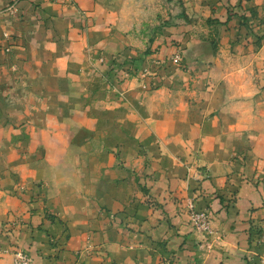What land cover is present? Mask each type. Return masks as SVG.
I'll return each instance as SVG.
<instances>
[{"label":"crops","instance_id":"0c3cea01","mask_svg":"<svg viewBox=\"0 0 264 264\" xmlns=\"http://www.w3.org/2000/svg\"><path fill=\"white\" fill-rule=\"evenodd\" d=\"M184 2L0 0V264L264 258V0Z\"/></svg>","mask_w":264,"mask_h":264},{"label":"rangeland","instance_id":"374dc122","mask_svg":"<svg viewBox=\"0 0 264 264\" xmlns=\"http://www.w3.org/2000/svg\"><path fill=\"white\" fill-rule=\"evenodd\" d=\"M185 2L184 0H162V3L158 4V13H155L153 16V21L150 22H145L146 25L149 26L152 23V27H154V43L158 41L159 37L162 34V28L165 26H170V25H177L179 23H189L188 17L185 15ZM190 23L196 24V20H191ZM149 36V35H147ZM213 33H210L207 35L206 38L210 39L212 43H215ZM155 45V44H154ZM157 45V44H156ZM157 47V46H156ZM174 56H178L180 59L179 54H175ZM173 56V57H174ZM170 59V62L173 63L172 59ZM228 60H231V57H228ZM187 209H188V214H189V221L192 226V229L196 233H207V232H201L197 229V225L193 223V218L194 216L198 213L194 210L193 203L191 201H188L187 203ZM196 213V214H195ZM203 213V212H202ZM199 214V213H198ZM209 227V223H208ZM209 231V229H208ZM200 247L196 246V249L199 251ZM203 252V251H202ZM258 264H264V258L258 260Z\"/></svg>","mask_w":264,"mask_h":264},{"label":"built area","instance_id":"2783aa9c","mask_svg":"<svg viewBox=\"0 0 264 264\" xmlns=\"http://www.w3.org/2000/svg\"><path fill=\"white\" fill-rule=\"evenodd\" d=\"M173 62H178L179 57L174 56L172 59ZM196 214V213H195ZM193 223L197 225V229L201 232H208V223L209 216L208 213H197L193 218ZM13 256V264H33L31 257L23 250H16L12 253Z\"/></svg>","mask_w":264,"mask_h":264}]
</instances>
